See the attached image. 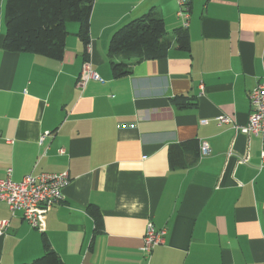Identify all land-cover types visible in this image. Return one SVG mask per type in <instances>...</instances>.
I'll list each match as a JSON object with an SVG mask.
<instances>
[{
    "label": "crops",
    "instance_id": "crops-1",
    "mask_svg": "<svg viewBox=\"0 0 264 264\" xmlns=\"http://www.w3.org/2000/svg\"><path fill=\"white\" fill-rule=\"evenodd\" d=\"M188 3V50L175 42L176 0H94L88 44L67 21L53 59L3 48L0 0V178L69 177L41 228L0 202V264L31 262L45 241L63 264H264V136L233 127L264 79V0ZM148 11L169 47L114 77L111 35ZM87 61L102 81L81 86ZM148 223L165 230L150 252Z\"/></svg>",
    "mask_w": 264,
    "mask_h": 264
},
{
    "label": "trees",
    "instance_id": "trees-1",
    "mask_svg": "<svg viewBox=\"0 0 264 264\" xmlns=\"http://www.w3.org/2000/svg\"><path fill=\"white\" fill-rule=\"evenodd\" d=\"M94 0H5V33L3 48L12 52H32L60 59L65 47L67 21L79 24L78 36L89 41V18ZM163 19L148 11L121 25L110 37L108 51L114 77L126 75L133 63L164 56L168 42ZM178 48L188 50L187 28L174 31ZM114 57H118L116 60ZM96 218L98 210L90 208ZM97 228L99 225L97 224ZM18 264H63L59 255L45 241L43 253L31 262Z\"/></svg>",
    "mask_w": 264,
    "mask_h": 264
},
{
    "label": "built area",
    "instance_id": "built-area-1",
    "mask_svg": "<svg viewBox=\"0 0 264 264\" xmlns=\"http://www.w3.org/2000/svg\"><path fill=\"white\" fill-rule=\"evenodd\" d=\"M176 16L181 19V27L189 25L190 8L188 0H176ZM89 79L102 81L98 74L92 70L87 61L83 64L79 85H84ZM202 94V93H201ZM250 111L245 125H233L236 131L245 134L253 133L264 136V79L261 80L248 95ZM219 123H230L231 119L226 115L217 117ZM47 133L41 135L44 138ZM200 155L209 154V146L206 141L200 142ZM264 159V152L262 153ZM245 158L242 159L244 161ZM69 180L67 171L40 172L27 174L21 180L11 178V169L6 170V176L0 178V202H5L12 214L20 212L21 217L34 228H41L44 215L62 198V189ZM7 226L6 220H0V235ZM165 230L154 228L152 223L147 224L143 236L142 249L150 252L151 249L164 241Z\"/></svg>",
    "mask_w": 264,
    "mask_h": 264
}]
</instances>
